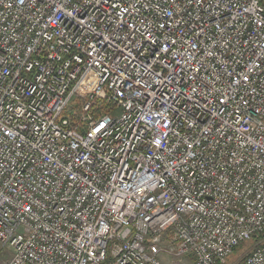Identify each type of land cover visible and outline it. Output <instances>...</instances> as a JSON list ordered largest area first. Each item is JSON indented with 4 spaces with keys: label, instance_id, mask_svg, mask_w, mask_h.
<instances>
[{
    "label": "built area",
    "instance_id": "1",
    "mask_svg": "<svg viewBox=\"0 0 264 264\" xmlns=\"http://www.w3.org/2000/svg\"><path fill=\"white\" fill-rule=\"evenodd\" d=\"M260 236L264 0H0L5 264H226Z\"/></svg>",
    "mask_w": 264,
    "mask_h": 264
},
{
    "label": "rangeland",
    "instance_id": "2",
    "mask_svg": "<svg viewBox=\"0 0 264 264\" xmlns=\"http://www.w3.org/2000/svg\"><path fill=\"white\" fill-rule=\"evenodd\" d=\"M255 245V244H254ZM253 248V244L247 242L238 247L232 255L227 259L226 264H239L243 258ZM11 259V253L8 248L0 247V264H5ZM162 264H195L190 256L183 257L180 261H176L165 255L161 256Z\"/></svg>",
    "mask_w": 264,
    "mask_h": 264
},
{
    "label": "trees",
    "instance_id": "3",
    "mask_svg": "<svg viewBox=\"0 0 264 264\" xmlns=\"http://www.w3.org/2000/svg\"><path fill=\"white\" fill-rule=\"evenodd\" d=\"M263 239H264V237L263 236H260V237H258L257 239H253V240H251V241H248V242H250V243H252L253 244V247L255 246V245H257L258 243L259 244H263L264 242H263ZM247 243V242H246ZM245 244V243H244ZM255 244V245H254ZM243 245V244H242ZM237 249V248H236ZM235 249V250H236ZM234 250V251H235ZM252 250V249H251ZM250 250V251H251ZM249 251V252H250ZM249 254V253H248ZM248 254L245 256V258L248 256ZM245 258H243L242 260H241V262L239 263V264H241L244 260H245Z\"/></svg>",
    "mask_w": 264,
    "mask_h": 264
}]
</instances>
